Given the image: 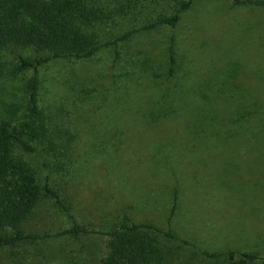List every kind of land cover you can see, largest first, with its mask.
Segmentation results:
<instances>
[{
    "label": "rangeland",
    "instance_id": "1",
    "mask_svg": "<svg viewBox=\"0 0 264 264\" xmlns=\"http://www.w3.org/2000/svg\"><path fill=\"white\" fill-rule=\"evenodd\" d=\"M107 1L105 10L114 12ZM180 1L139 0L122 14L105 12L96 40L134 31L117 43L116 58L109 46L84 61L42 67L37 109L52 146L36 147L33 172L40 184L49 177L80 227H111L120 213L169 227L182 242L159 236L150 264H231L236 255L228 260V252L264 258V9L202 0L173 28L141 30L178 10ZM12 61L0 53V117L16 123L27 73L6 75ZM69 226L44 202L23 229ZM104 245L103 237L78 236L42 249L48 262L57 252L67 264H96ZM27 250L29 259L41 253ZM0 264H8L6 252Z\"/></svg>",
    "mask_w": 264,
    "mask_h": 264
},
{
    "label": "trees",
    "instance_id": "2",
    "mask_svg": "<svg viewBox=\"0 0 264 264\" xmlns=\"http://www.w3.org/2000/svg\"><path fill=\"white\" fill-rule=\"evenodd\" d=\"M103 1L0 0V53L10 54L14 59V66L5 74L27 73V78L22 80L25 100L23 117L16 123L12 116L10 119L0 117V255L4 252L8 254V264H67L66 255L62 253L63 260H60L57 252L51 255L52 261L48 262V255L44 254L42 247L53 239L63 241L78 236L105 238L104 250L95 255L96 264H150L158 255L159 236L167 241L180 240L169 227L160 230L150 224H137L125 213H120L118 221L111 227H80L74 222L68 202L49 185V177L45 176L40 184L33 172L32 160L36 158V147L43 145L50 150L52 146V142L46 138L37 109L42 67L55 61H84L109 46L116 58L117 43L127 40L134 32H123L112 40H96L98 33L95 28L106 17L105 12L122 14L124 5L128 7L139 0H112L114 12L105 10ZM197 1L202 0H181L178 10L169 16L154 18L141 30L158 26L175 27L180 13ZM221 1L229 2L234 7L264 9V0ZM111 4L107 1V6ZM22 53L26 55L23 57ZM167 60V73L170 76L174 63L172 40L168 42ZM2 68L3 63H0V71ZM261 111L257 109L248 115ZM175 195L174 190L170 215L174 210ZM44 202L51 203L69 221L70 226L57 228L53 232L25 231L24 226L37 216ZM28 247L41 248L40 255L29 259ZM233 255H236L234 260ZM203 256L218 258L221 255L203 253ZM226 257L233 260L231 264H264V258L253 253L228 252Z\"/></svg>",
    "mask_w": 264,
    "mask_h": 264
}]
</instances>
